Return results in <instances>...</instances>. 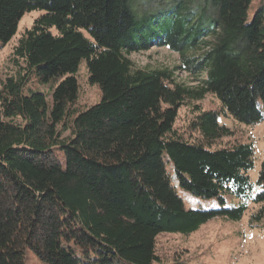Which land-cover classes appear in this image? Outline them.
<instances>
[{"label":"trees","instance_id":"1","mask_svg":"<svg viewBox=\"0 0 264 264\" xmlns=\"http://www.w3.org/2000/svg\"><path fill=\"white\" fill-rule=\"evenodd\" d=\"M32 11L42 14L0 80V264H25L27 252L39 264H164L160 235L238 221L249 203L251 226L264 218L252 142L212 149L231 135L219 115L264 121V0H0L1 47ZM153 47L177 66L135 68L128 56ZM81 61L100 99L79 111ZM31 76L51 84L50 101L24 93ZM207 94L220 106L194 105L187 140L178 110ZM177 187L218 207L185 210Z\"/></svg>","mask_w":264,"mask_h":264},{"label":"rangeland","instance_id":"2","mask_svg":"<svg viewBox=\"0 0 264 264\" xmlns=\"http://www.w3.org/2000/svg\"><path fill=\"white\" fill-rule=\"evenodd\" d=\"M257 0H255L256 2ZM42 14L41 11L26 13L18 23L15 37L4 47L0 44V80L14 73L12 64V50L22 33L31 27L33 21ZM249 15V19H250ZM130 61L137 69L174 68L178 64L175 53L164 47H153L147 52L130 54ZM177 81L193 86L195 81L185 73H174ZM78 83L77 110H84L96 104L100 99V92L96 85L88 83V73L84 61H81L76 73ZM50 83H41L31 76L25 85L24 93L40 92L50 98ZM194 105L201 111L217 110L219 101L211 94L197 103L185 102L178 110L174 128L187 140L194 138L189 134L188 125L193 117ZM217 123L229 129L231 135L222 138L212 149L223 148L234 143L252 142L254 148L253 168L247 175L253 185L254 195L259 191L257 185L258 172L264 159V121L248 126L235 121L230 116L219 115ZM178 196L183 202L185 210L209 209L218 207L217 201L194 196L177 187ZM238 200L226 196V204L234 206ZM258 206L251 203L238 221H226L215 218L200 229L185 237L180 234L160 235L156 239V252L164 264H264V218L259 223L250 224L251 215L256 213ZM25 264H39L38 260L27 252Z\"/></svg>","mask_w":264,"mask_h":264}]
</instances>
